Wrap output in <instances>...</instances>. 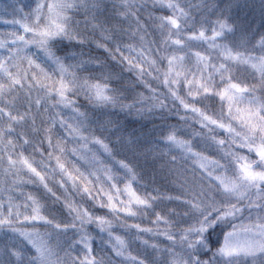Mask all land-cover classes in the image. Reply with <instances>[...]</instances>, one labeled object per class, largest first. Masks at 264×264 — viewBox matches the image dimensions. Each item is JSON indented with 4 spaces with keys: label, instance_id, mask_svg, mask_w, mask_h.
<instances>
[{
    "label": "snow or ice",
    "instance_id": "1",
    "mask_svg": "<svg viewBox=\"0 0 264 264\" xmlns=\"http://www.w3.org/2000/svg\"><path fill=\"white\" fill-rule=\"evenodd\" d=\"M0 25V264H264V0Z\"/></svg>",
    "mask_w": 264,
    "mask_h": 264
},
{
    "label": "trees",
    "instance_id": "2",
    "mask_svg": "<svg viewBox=\"0 0 264 264\" xmlns=\"http://www.w3.org/2000/svg\"><path fill=\"white\" fill-rule=\"evenodd\" d=\"M15 2V0H11L10 2H7L6 3V5L5 6H7L8 4H11V3H14ZM244 2V0H240V3L242 4ZM9 11H10V9H8ZM236 11V14L237 15H240V16H243V11L241 10V9H236L235 10ZM1 31V30H0ZM96 54L97 55H102V51H97L96 52ZM126 120H127V122L129 123V126L130 127H136L137 125L135 124V118L134 117H131V116H129V117H126L125 118ZM117 234H119V233H117ZM132 254H135V251L133 250V252H132Z\"/></svg>",
    "mask_w": 264,
    "mask_h": 264
},
{
    "label": "rangeland",
    "instance_id": "3",
    "mask_svg": "<svg viewBox=\"0 0 264 264\" xmlns=\"http://www.w3.org/2000/svg\"><path fill=\"white\" fill-rule=\"evenodd\" d=\"M11 0H0V13L4 12L5 8H6V3L10 2ZM9 11V10H8ZM11 18V17H8ZM0 30L3 31V26L0 25Z\"/></svg>",
    "mask_w": 264,
    "mask_h": 264
}]
</instances>
